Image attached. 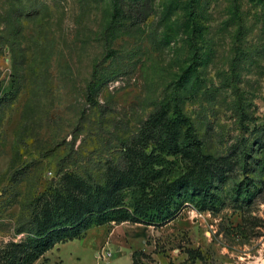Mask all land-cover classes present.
Returning a JSON list of instances; mask_svg holds the SVG:
<instances>
[{
  "label": "rangeland",
  "instance_id": "1",
  "mask_svg": "<svg viewBox=\"0 0 264 264\" xmlns=\"http://www.w3.org/2000/svg\"><path fill=\"white\" fill-rule=\"evenodd\" d=\"M138 1L0 0V257L103 195L177 97L222 165L219 209L108 223L32 264H264V0H148L143 21Z\"/></svg>",
  "mask_w": 264,
  "mask_h": 264
},
{
  "label": "trees",
  "instance_id": "2",
  "mask_svg": "<svg viewBox=\"0 0 264 264\" xmlns=\"http://www.w3.org/2000/svg\"><path fill=\"white\" fill-rule=\"evenodd\" d=\"M146 1L139 0L134 5L132 12L137 20L146 18ZM113 15L117 17V13ZM186 16L192 25L188 38L193 43L198 28L193 1L188 3ZM178 100L173 98L171 118L167 113L155 116L152 126L146 124L142 129L138 147L125 150V171L108 179L103 195L84 207L77 203L78 210L64 222L41 230L29 253L19 251L20 244L11 245L0 257V263L32 264L56 244L82 239L92 227L108 223L161 225L185 204L201 211H217L220 199L214 184L223 176L222 165L204 153L197 128ZM240 187L238 184V192ZM138 254L134 252L132 259Z\"/></svg>",
  "mask_w": 264,
  "mask_h": 264
},
{
  "label": "crops",
  "instance_id": "3",
  "mask_svg": "<svg viewBox=\"0 0 264 264\" xmlns=\"http://www.w3.org/2000/svg\"><path fill=\"white\" fill-rule=\"evenodd\" d=\"M104 235H105L104 227H98L94 230H89L86 236L84 237V239L81 240L82 245L84 246V248L86 247L87 249V247L91 246L90 243L93 241L94 243L97 244V247H99L103 242Z\"/></svg>",
  "mask_w": 264,
  "mask_h": 264
}]
</instances>
